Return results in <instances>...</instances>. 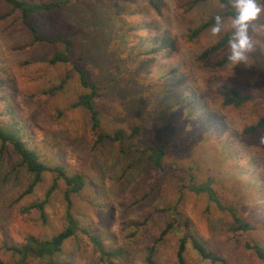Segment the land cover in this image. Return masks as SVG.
Here are the masks:
<instances>
[{"label":"rangeland","instance_id":"374dc122","mask_svg":"<svg viewBox=\"0 0 264 264\" xmlns=\"http://www.w3.org/2000/svg\"><path fill=\"white\" fill-rule=\"evenodd\" d=\"M194 1L164 0L157 15L146 10L144 0H75L31 19L45 39L35 42L18 14L0 0V94L39 160L84 180L83 188L69 198L71 215L79 231L86 233L77 232L63 244L61 262L147 264L152 248L155 264H178L180 241L194 237L220 261H201L189 243L185 264H264L245 248L242 237H234L232 217L237 215L252 225L246 236L264 250V200L254 201L259 188L252 182L254 175L264 190V126L253 135L244 133L264 118V12L250 24L256 47L247 65L229 62L212 68V61L230 49L211 61L200 60V55L231 31L232 19L223 18V30L217 36H212L210 28L189 40L191 29L224 12L219 0ZM145 10L147 15H143ZM144 21L155 23L157 34L170 36L175 45L170 60L140 54L136 27ZM68 34L71 58L81 57L89 79L101 87L96 103L102 126L108 131L120 128L127 135L134 127L140 129L124 141L122 149L108 141L93 151L88 149L93 138L87 114L72 107L82 92L73 67L49 64L62 45L46 40ZM168 61L176 68L168 80L177 87L170 91L158 71ZM66 76L68 83L62 91L44 93ZM231 88L248 95V101L241 106L225 105ZM180 89L194 91L193 97L206 101L209 110L201 109L197 116L209 112V125L198 126V118L178 111L175 96ZM157 145L166 148L165 169L152 167L143 153L144 147ZM228 151L232 153L226 155ZM172 164L192 167L194 184L210 180L221 207L204 193L184 190L180 197L179 186L188 178L170 171ZM31 179L19 157L0 144V263L16 264L19 258L11 248L23 245L27 237L49 240L67 225L66 187L60 180L45 205L44 219L36 210L26 211L44 200L54 176L45 174L30 194L21 197ZM169 222L172 230L158 240ZM86 234L99 238L107 252L118 250L117 255L102 261ZM51 260L57 261V255ZM25 264L46 263L28 259Z\"/></svg>","mask_w":264,"mask_h":264},{"label":"trees","instance_id":"16d2710c","mask_svg":"<svg viewBox=\"0 0 264 264\" xmlns=\"http://www.w3.org/2000/svg\"><path fill=\"white\" fill-rule=\"evenodd\" d=\"M12 12L17 13L23 25L27 27V29L31 32L33 40L35 42L45 41L43 37L38 35L37 29L31 23V19L38 14H47L51 12H55L60 10L61 8L71 4L75 0H54L48 2H35L29 0H2ZM146 1L147 6L146 10L150 8L154 11L155 14L160 15L161 9L164 6V0H144ZM204 0H195L194 3L202 2ZM219 2L224 6V12L222 14V18H233L235 14V9L232 5V0H219ZM146 10L143 12V15H147ZM218 14V13H217ZM209 18L207 21L201 23L194 29L189 31L188 38L189 40H194L198 38L202 33L211 28V26L215 23L216 15ZM155 23L144 21L143 24L136 27V32H138L139 38L141 40V46L139 47V52L141 55L150 56L154 60H158L163 57L167 60L171 59V53L175 49V45L171 40L170 36L166 32H161L157 34ZM230 32L228 31L223 34L217 41H215L212 45L203 50L200 55V60L202 61H211L218 54L225 51L228 47V39L230 36ZM50 42H58L62 45V50L55 53L49 60L50 65H58V64H71L73 67V71L76 75V79L78 82L79 88L82 90L81 93L77 95L75 102L73 103V108H78L84 111L87 114L88 122H89V130L90 134L93 138L91 142L90 151H93L97 146L101 145L103 142L108 141L117 145L119 149H122L124 141L126 139H131L135 134L139 132V127H134L130 134H126V132L120 128H115L114 130L108 131L102 126L101 118H100V107L96 103V98L98 97V91H100L101 87L91 81L89 76L84 68L81 65V57L71 58L72 54V43L70 39V35H56L52 40H46ZM139 53L135 57H140ZM227 55H223L221 58H215L211 63L212 68H221L229 63L227 60ZM158 71L160 72L161 79L164 80V86L167 89L173 90L177 87L176 83L169 81V77L171 74L175 73L176 68L173 67L172 62L168 61L166 64L162 63L158 67ZM115 80V79H114ZM113 80V81H114ZM68 77L66 76L61 80V82L52 89L45 90V94L54 95L57 92L62 91L67 85ZM111 83V82H109ZM180 85V82H177ZM2 89V82L0 81V90ZM180 94L175 96L176 105L180 109L178 111H182L188 113L198 118L197 112L201 109L209 110L207 107L206 101L200 100L198 96H194V91L188 89H180L178 91ZM176 93V92H175ZM249 99L248 95L242 94L236 89H229L228 94L225 98L224 104L229 106H241L245 104ZM202 105V106H201ZM211 117L209 112L203 114L201 118L197 119L198 126L209 125L208 119ZM15 118L13 117V109L10 106L6 105L5 97L0 94V144L3 149L6 147H10L12 153L20 159V165H23L27 172L32 175L31 182L27 186L26 190L23 192L21 197L24 195L30 194L33 189L43 180V177L47 173H51L54 176V181L51 184L50 188L47 190L44 200L38 203H34L29 205L26 208V211L36 210L40 213V217L44 219V208L48 201V198L53 193L54 189H56V181L60 180L65 185V193L64 198L67 201L66 206V227L60 231L59 233L52 236L49 240L38 241L35 237L29 236L25 240V243L20 247H13L11 251L13 254L17 255L19 260L16 264H25L28 259H39L40 261H45L46 264H66L65 262L60 261V252L63 244L69 239H73L76 237L77 232L83 233L84 230L79 231L78 224L76 220L71 215V202L69 195L71 193L79 192L84 186L83 178L76 175L67 174L66 170L61 166L49 167L46 163H43L39 160V157L34 149H32L24 140H23V132L22 126L17 122H14ZM264 126V118L259 120L254 126L247 127L244 130L246 135H253L260 128ZM232 145V143H230ZM143 153H145L147 162L154 167L155 169H165L164 166V157L166 156V148L164 145L157 146H147L143 148ZM232 152H227L226 155H230ZM230 158L232 156H229ZM231 160V159H230ZM170 171L174 170L175 172H179V175L183 178H188V182L186 184L180 185L178 190V195L183 196V192L190 191L193 194L199 195L204 193L208 200L221 207L218 202L217 195L211 188V181L208 180L206 183L202 184H194L195 173L192 170V167H182L178 164H172L169 167ZM240 171L241 169H237ZM235 171V170H234ZM230 173V172H229ZM233 173V172H232ZM236 173V172H235ZM239 173V172H238ZM237 174V173H236ZM257 177L252 175L253 186L257 190V193L253 195L254 201H263L264 200V190H260V184L257 182ZM257 183V184H256ZM217 206V207H218ZM173 211V210H172ZM233 217V234L234 237H237V240H240L242 237V241H244V245L246 249L252 250L258 258L264 261V250L257 244L252 242L247 236V232L251 231L252 225L245 221L243 218L232 215ZM172 223H168L167 227L161 232V235L158 240L163 239L169 232L172 230ZM83 231V232H82ZM86 233V232H85ZM90 243L94 245L97 252L100 255V259L104 261L105 257L110 255H117L118 250H109L107 252V248L102 244L99 238L95 236H91L86 234ZM235 237V238H236ZM189 238V239H188ZM183 238L180 241L178 246V251L176 254L178 264H185L184 261V252L187 244L190 243L192 249L196 251L198 257L201 261H211L217 262L220 261L219 258L213 256L211 253L207 252L205 246H203L196 238L188 237ZM57 255V261L51 260L53 256ZM3 264V263H0ZM147 264H155L153 260V250L152 248L149 250V254L147 257Z\"/></svg>","mask_w":264,"mask_h":264},{"label":"clouds","instance_id":"9594fccd","mask_svg":"<svg viewBox=\"0 0 264 264\" xmlns=\"http://www.w3.org/2000/svg\"><path fill=\"white\" fill-rule=\"evenodd\" d=\"M235 14L232 18L231 32L228 39L227 60L233 65H247L249 55L255 50V42L250 35V24L264 12V0H232ZM223 30L222 14L218 13L211 26L212 36Z\"/></svg>","mask_w":264,"mask_h":264}]
</instances>
